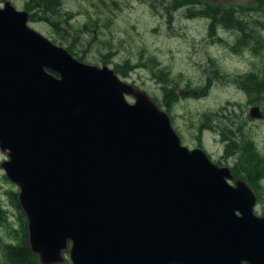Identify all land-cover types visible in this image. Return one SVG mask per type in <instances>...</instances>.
<instances>
[{
	"label": "water",
	"instance_id": "95a60500",
	"mask_svg": "<svg viewBox=\"0 0 264 264\" xmlns=\"http://www.w3.org/2000/svg\"><path fill=\"white\" fill-rule=\"evenodd\" d=\"M28 22L3 3L0 151L40 263L264 264L250 188L183 146L147 94Z\"/></svg>",
	"mask_w": 264,
	"mask_h": 264
},
{
	"label": "rangeland",
	"instance_id": "374dc122",
	"mask_svg": "<svg viewBox=\"0 0 264 264\" xmlns=\"http://www.w3.org/2000/svg\"><path fill=\"white\" fill-rule=\"evenodd\" d=\"M5 1L25 10L26 0H0V8ZM198 2L232 9L235 19L253 29L254 40L239 45L241 34L220 26L211 36L209 18L189 16L187 7L172 11L167 0H61V5L72 15L74 27L90 16L96 20L93 39L88 33L78 37L82 46L91 44L83 63L112 70L119 66L122 81L167 112L183 146L202 149L217 166H231L239 182L249 186L248 179L255 186L259 197L254 211L264 217V5L255 0ZM199 7L192 8L197 12ZM29 26L65 48L58 43L64 31L55 32L41 20ZM75 46L81 54V46ZM252 107L260 109L261 119L249 117ZM5 160L6 153L0 151V264L4 246H15L18 240L11 233L18 228V211L8 194L15 192L18 201L19 189L1 168ZM63 257L60 264H71L67 252Z\"/></svg>",
	"mask_w": 264,
	"mask_h": 264
},
{
	"label": "trees",
	"instance_id": "16d2710c",
	"mask_svg": "<svg viewBox=\"0 0 264 264\" xmlns=\"http://www.w3.org/2000/svg\"><path fill=\"white\" fill-rule=\"evenodd\" d=\"M166 0H153L155 3L164 4ZM260 5H264V0H255ZM199 5L200 10L195 12L193 6ZM167 6L170 10L176 11L181 7H187V13L189 16L198 14L210 19V24L208 26V33L211 36L216 35V29L218 26L222 28H231L235 29L241 38L238 40L239 45L244 44L246 39L248 42L254 40L253 29H246L245 23L243 21L235 19L233 13L230 11V8L214 7L209 4L204 5L199 3L198 0H167ZM25 11L29 13V22L31 21H45L46 24L50 25L55 32L64 31V34L60 36L58 42L59 44H66L65 49L78 61L83 62L85 59V54L91 48V44L82 46L78 38L80 35L88 33L91 35L92 39L94 36V29L97 27L96 20L90 16L88 20L81 26L74 27L71 24V14L63 11V6L61 5V0H26L25 2ZM42 15V16H41ZM65 36H68L69 39H66ZM54 42H57V39H53ZM79 42V43H78ZM107 43V42H105ZM81 46V54L76 52V45ZM110 45L108 44V49ZM127 63V62H126ZM115 67V73L117 75L121 74L120 70ZM127 68H130L129 66ZM166 110L170 109L169 105H165ZM240 132V130H238ZM231 142L234 141L232 137L229 138ZM220 165V164H218ZM249 186L253 188L256 193V188L253 186L248 179H246ZM258 192V191H257ZM9 197L12 199L13 204L18 211V228L12 230V234L18 237L17 244L15 246L7 244L4 246L3 264H41L40 260L34 255L28 243L27 235V222L25 220L24 214L21 211L20 206L17 201V194L15 192H9ZM259 197V195L257 196ZM3 215L0 209V222H3Z\"/></svg>",
	"mask_w": 264,
	"mask_h": 264
},
{
	"label": "flooded vegetation",
	"instance_id": "af4514ba",
	"mask_svg": "<svg viewBox=\"0 0 264 264\" xmlns=\"http://www.w3.org/2000/svg\"><path fill=\"white\" fill-rule=\"evenodd\" d=\"M226 166L230 168L231 173H232V176H231V178L228 180V183H229L231 186H233V185H235L236 183H238L239 181H241V180H239V176L236 175L237 172H236L231 166H229V165H226ZM237 174H238V173H237Z\"/></svg>",
	"mask_w": 264,
	"mask_h": 264
}]
</instances>
